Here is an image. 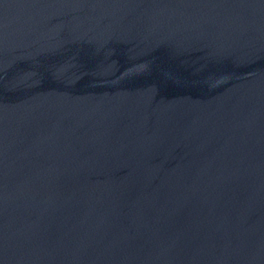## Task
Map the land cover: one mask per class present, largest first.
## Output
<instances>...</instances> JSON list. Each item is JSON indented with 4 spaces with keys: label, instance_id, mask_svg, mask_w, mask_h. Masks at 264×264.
Wrapping results in <instances>:
<instances>
[{
    "label": "water",
    "instance_id": "obj_1",
    "mask_svg": "<svg viewBox=\"0 0 264 264\" xmlns=\"http://www.w3.org/2000/svg\"><path fill=\"white\" fill-rule=\"evenodd\" d=\"M0 264H264V0H0Z\"/></svg>",
    "mask_w": 264,
    "mask_h": 264
}]
</instances>
